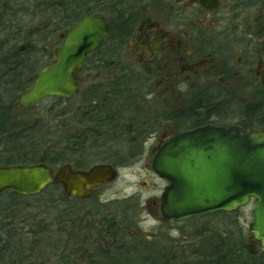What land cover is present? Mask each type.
<instances>
[{"label": "rangeland", "instance_id": "374dc122", "mask_svg": "<svg viewBox=\"0 0 264 264\" xmlns=\"http://www.w3.org/2000/svg\"><path fill=\"white\" fill-rule=\"evenodd\" d=\"M33 1L30 0L29 10L33 6ZM20 5L21 8L28 6L22 1ZM54 12L56 11H50L51 14ZM28 14L22 12L19 14L17 18L19 24L24 25L20 26V30L10 32L12 37L19 38L18 42L12 43L24 49L37 46L40 51L37 58L50 56L55 59L54 50L62 44L60 37L62 31L52 33L46 45L43 41V43L38 41V37L47 34L41 26L45 21L51 26L54 16H44L41 9L35 13L30 11ZM253 31L257 32L256 29ZM108 59L104 62L105 67L102 63L85 65L80 74V93L71 98L59 100L56 97H46L31 108L10 110L11 97L1 90L0 98H3V102L0 109L5 110L6 115H10L7 118L15 117L27 123L46 125L44 134L37 137L40 140L31 141L34 152L44 155L45 151L51 152L50 146L64 149L78 138L74 134H85L89 129L87 126L96 125L91 119L98 118L95 113L101 108H98L97 104L88 103L84 99L83 91L92 85L107 82L112 76V69L120 68L118 57L111 55ZM98 74L100 76L97 77ZM257 87L254 84L253 105L264 99V91ZM3 104L4 106L8 104V107H3ZM261 108L263 111L257 118L261 117L263 120V104ZM141 109L143 111L141 117L133 114L134 107L130 113L119 114L120 117L115 121L117 126L114 132H110L115 136L108 138L105 146L101 140L91 145L92 138L83 137L75 146V151L80 150L81 155L70 153V159L76 163L80 159V167L84 169L98 163H110L118 170V177L112 182L98 186L91 198L71 197L65 195L61 186L49 185L38 194L17 197L15 211L5 216L6 207H11L10 196L8 192L0 193V206L4 208L0 213L2 218L0 223L2 221L8 223L11 233L14 234V237L10 238L4 264L102 263L103 260L97 258V255L102 248L108 246L110 238L103 234L108 228V223L113 224V229L125 234L138 230L145 232L159 230L162 236L171 235L173 242L169 241L171 245L167 246L172 251L171 255L176 257L172 259L173 264H205L208 261L206 258L210 260V257H213L212 253L215 254L221 245H225L227 251L236 252L235 257L246 258L251 249L249 225L252 221L254 202L235 212H215L180 222L160 223L151 217L148 201L160 197L166 182L151 169L150 148L154 142L147 140L148 135L143 134H150L162 128L159 119L163 117L162 113H165V110L158 109L153 104L148 106L143 104ZM139 121L147 126L141 124L138 126ZM254 125L256 126L253 128H259L257 123ZM98 127V130H109L105 125ZM2 129L0 127V140L4 141ZM69 138H73L70 144ZM2 156L0 154V159ZM60 165L61 163L55 165L56 169ZM161 229H167L168 232ZM3 232L0 228V244L7 237V233ZM159 247L157 244V248ZM204 259L206 261H203Z\"/></svg>", "mask_w": 264, "mask_h": 264}, {"label": "flooded vegetation", "instance_id": "af4514ba", "mask_svg": "<svg viewBox=\"0 0 264 264\" xmlns=\"http://www.w3.org/2000/svg\"><path fill=\"white\" fill-rule=\"evenodd\" d=\"M21 1L27 4L28 0H0V6L20 7ZM87 5L90 15L103 16L109 23V32L97 49L105 42L103 50L129 66L143 83L135 88L138 106L134 104L133 114L141 117L143 104L165 110L159 119L162 128L144 133L154 142L152 160L163 144L191 129L213 124L246 130L244 126L252 124L254 84L264 91V0H87ZM107 132L100 129L92 139L108 141L115 136ZM75 136L91 139L86 133ZM5 145L0 140V167L46 163H9L6 157L11 152ZM66 164L85 171L93 166L84 169L67 161L60 167ZM161 203V195L148 201L151 217L160 223L173 221L164 217ZM107 225L103 234L110 239L97 255L103 260L98 264H173L176 257L167 246L173 242L171 235L162 236L159 230L125 234ZM249 241L251 249L241 264H264L259 241L251 233ZM205 264L212 262L208 259Z\"/></svg>", "mask_w": 264, "mask_h": 264}, {"label": "water", "instance_id": "95a60500", "mask_svg": "<svg viewBox=\"0 0 264 264\" xmlns=\"http://www.w3.org/2000/svg\"><path fill=\"white\" fill-rule=\"evenodd\" d=\"M109 31L99 15H85L62 33L56 59L42 67L17 105L31 107L45 97L70 98L79 92L78 73L87 56ZM264 84V76H263ZM167 181L162 194L165 218L183 221L217 211L233 212L254 198L250 231L264 252V132L240 126L206 125L180 133L163 144L152 161ZM118 176L110 164L88 170L63 165L58 171L45 163L0 167V192L37 194L49 184H61L68 196L90 198L97 185Z\"/></svg>", "mask_w": 264, "mask_h": 264}, {"label": "trees", "instance_id": "16d2710c", "mask_svg": "<svg viewBox=\"0 0 264 264\" xmlns=\"http://www.w3.org/2000/svg\"><path fill=\"white\" fill-rule=\"evenodd\" d=\"M27 4L28 6L25 7L26 9L22 13L29 15L28 13H30V11H34L35 13L41 9L44 11V16H54V22L51 26L48 25V21H45L44 25L41 26L43 31L47 34L44 37H38V41H43L45 45L47 41H49L52 33L55 34L63 31L67 27H71L82 16L92 13V10L87 5V0H34L31 10H29L31 6L30 0L27 1ZM52 10L56 12L51 14L50 11ZM20 11H22V9L21 5L19 7V4L0 6V91L2 90L6 94L10 95V110L23 109L15 107V102L18 101L20 95L31 85L35 73L43 66L54 61V59L50 56L47 58L46 56L37 58L36 56L40 52L37 46L32 48L30 47L31 49L28 47L24 49L23 47H18V45L15 44L19 41V38L12 37L11 33L15 32V30H20V26L24 25L19 24V19H17L19 14H21ZM12 41L15 43H12ZM104 46L105 42L102 47L94 51L87 58L85 65L102 63L105 67L104 62L109 60L108 57H110V54L103 50ZM18 48L21 49L17 50ZM120 63L121 62L118 64L120 66L118 70L116 68L112 69V75H114L109 78L110 80L92 85L90 88L83 91V95L85 97L84 99L87 100L88 103L91 104L99 102L100 105L98 108H101V110L99 109L95 113L98 118H96V120L95 118L94 120L91 119V121H94V123H92H96V125H93V127L92 125L87 126L89 129L87 128L88 130L86 131V135L90 136V138L93 137V134L95 135L98 133V126L101 127V125L108 127L109 133L114 132L117 126L115 125V121L120 117L119 114H122V112L130 113L132 107H134L135 101H137L134 97L137 92V89L135 88L143 87V83L139 82L140 80L137 74L129 66H122ZM107 86L110 88L105 90L103 87ZM56 98L63 100L62 98ZM2 102L3 98H0V105ZM263 102L264 99L259 104L252 105L250 108L253 115L252 125H245L244 128L246 130L252 131V129H254L253 126H256L254 125L256 123L259 128L261 127L264 129V114L263 120H261V117L257 118V116L263 111V108H261L262 104L264 105ZM3 107H8V104L5 106L3 104ZM0 111V127L3 128L2 131H4L5 134L3 135V139L6 141L5 149L6 151L8 150L11 152L6 157V161L9 163H15L18 161L24 163L46 162L51 165H57L63 162L72 161L73 159H70L69 157V155H71L70 153H74L79 156L81 155L80 150L75 151L76 143L83 140L80 139L83 137L78 136V138L76 137L77 139H74V143L72 145L70 144V141L73 140V138H69L68 141L70 145H67L68 147L64 149L63 147L55 149L53 146H50L49 150H51V152L45 151L44 155L34 152L31 141L40 140L37 139V137L44 134V126L46 125H43L44 123L36 124L35 122L27 123L26 121H22L15 117L7 118L10 115H6L5 110L0 109ZM1 113H4L5 115ZM143 126H145V124ZM132 132H134V130H132ZM136 136L139 135L136 134ZM92 140L91 145L98 142L96 138ZM101 142H103L104 146L107 143L106 141ZM78 161H80V159H78L77 162ZM75 164L77 163L75 162ZM78 164L81 166L80 163ZM9 196L11 207H6V210L8 212L13 210L14 212L18 204L17 197L20 195L9 192ZM2 208L3 206H0V213L4 210V208ZM6 215H9V213H6L5 216ZM0 228L3 229V233H7V237H5L3 242L0 244V264H4L5 256L9 250V242L14 237V234L11 233L8 223L1 222ZM230 251H227V247L225 245H221L219 249L214 252L215 254L212 253L213 257H210V261L212 264H241L245 261L242 257H235L236 252ZM206 259L209 258L207 257ZM206 259L203 261H206ZM213 261L215 263H213Z\"/></svg>", "mask_w": 264, "mask_h": 264}]
</instances>
